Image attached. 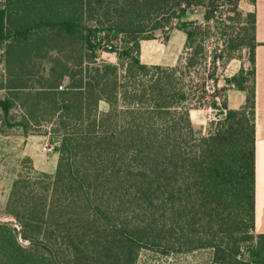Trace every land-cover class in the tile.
<instances>
[{"label": "trees", "instance_id": "1", "mask_svg": "<svg viewBox=\"0 0 264 264\" xmlns=\"http://www.w3.org/2000/svg\"><path fill=\"white\" fill-rule=\"evenodd\" d=\"M243 1L256 3L5 0L0 133L28 137L47 126L58 161L49 174L29 157L13 181L2 211L14 223H0V264H138L144 249H209L212 264H264V234H256V14L242 11ZM198 9L204 24L187 18ZM217 14L225 16L218 58L247 48L253 68L227 79L245 94L238 108L229 90H218L224 116L204 133L192 104L213 107L203 44ZM164 28L186 35L189 57L177 66L144 64L142 41ZM120 39L121 49L108 48ZM105 49L118 64L100 60Z\"/></svg>", "mask_w": 264, "mask_h": 264}, {"label": "rangeland", "instance_id": "2", "mask_svg": "<svg viewBox=\"0 0 264 264\" xmlns=\"http://www.w3.org/2000/svg\"><path fill=\"white\" fill-rule=\"evenodd\" d=\"M5 0H0V10L3 8ZM250 3L243 1L240 4V9L247 13V8ZM226 11L225 9L223 10ZM204 11L198 9L194 15H188L187 18L193 21H197L200 24H204L203 19ZM227 15V12H226ZM216 20L210 24L212 27V35L210 38L203 44L206 49V57H203V73L206 77V86L208 89V99L212 103V108L210 105L206 107H200L197 102L192 104V118L196 125L197 129L202 130L204 133H207L210 123L222 119L224 112L222 111V102L221 99L215 98L218 90L225 89L229 94L231 90H234L231 86L228 85L227 79H230L236 75L242 68L246 73H250L253 68V64L250 59V50L244 48L235 53V58L232 60L228 59V54H224L223 58H218L222 54L225 45L220 30L221 23L225 20V16L222 18L220 14L216 15ZM227 25H232L230 22H225ZM173 35V37H172ZM172 37L169 46L166 48L168 59V53L173 55L177 54V63L174 66H177L180 63H184L189 57L190 51H185L183 45L185 43V35L183 32L177 29L164 28L161 31L156 33L155 39L145 40L141 43V54L143 56L144 52H149L148 60L145 62H153L158 64L161 62L163 53L160 52L162 48H158L155 40L157 38L161 39L163 43L166 42L167 38ZM117 47V49L122 48L121 39L113 41V44L108 46L109 49H112V46ZM143 45V46H142ZM217 57V59H216ZM166 59V60H167ZM100 60L106 61L111 64H118L119 59L117 54L109 52L107 49L100 54ZM176 60V59H175ZM172 62V61H171ZM5 73V62H4V48L0 47V79ZM4 94V91H0V97ZM214 102L219 103L218 106H214ZM102 110H107L108 106L105 103L101 104ZM2 113L0 110V123H1ZM50 130L49 127L45 126L41 129L42 133L30 135L24 137L22 132L12 130L10 134L4 135L0 133V218L6 221L14 222L10 217H7L3 214L2 208H4L10 191L12 188L13 181L17 176L26 171V168L30 164L26 161L30 155L33 157L37 164L40 163L43 165L44 169L48 172L55 173L57 167V158L58 155L55 153L57 139L50 141V144L54 146L53 152H45L43 150L42 142L34 141L36 136H44V131ZM36 140V139H35ZM35 166V165H34ZM36 169V168H35ZM37 170V169H36ZM38 171V170H37ZM40 172V171H39ZM244 263L249 262L250 256L245 250L244 254ZM213 263V251L212 250H200L193 253L186 254H170L162 255L160 253L144 249L140 253L138 264H212Z\"/></svg>", "mask_w": 264, "mask_h": 264}, {"label": "crops", "instance_id": "3", "mask_svg": "<svg viewBox=\"0 0 264 264\" xmlns=\"http://www.w3.org/2000/svg\"><path fill=\"white\" fill-rule=\"evenodd\" d=\"M246 12H253L256 14V234H264V0H256L255 4H249ZM172 37L167 38L165 43H163V41L159 38L155 40L158 48H162L160 51L163 53L162 60L161 62H158V64H162V66L170 67L177 63L176 57L178 52L173 55L168 53V59L166 57V48L169 46ZM148 54L149 52H144L143 56L141 54V61L144 64L156 65V63L153 62H145L148 60ZM179 55L180 54H178V56ZM228 95L230 107L232 108H238L245 102L246 99L245 94L235 88L234 90H231ZM34 138L36 139H34V141L44 143L42 145L43 147L51 145L50 136L44 135L36 136ZM30 152L28 154L31 158H33L30 155ZM33 162L38 171L52 174V172L46 171L41 163L38 165L34 159Z\"/></svg>", "mask_w": 264, "mask_h": 264}, {"label": "built area", "instance_id": "4", "mask_svg": "<svg viewBox=\"0 0 264 264\" xmlns=\"http://www.w3.org/2000/svg\"><path fill=\"white\" fill-rule=\"evenodd\" d=\"M208 102H209V101H208ZM209 103H210V102H209ZM211 108H212V107H211ZM43 150H44L45 152H51V151L54 150V146H53V145H46V146L43 147ZM0 223H10V224H11L12 222H10V221H6V220L0 218ZM13 223H14V222H13ZM15 227H16V228H19L18 225H15ZM20 241L23 242L21 239H20Z\"/></svg>", "mask_w": 264, "mask_h": 264}]
</instances>
